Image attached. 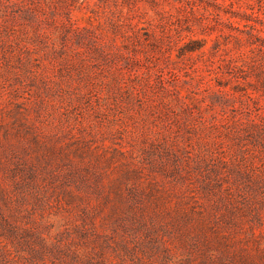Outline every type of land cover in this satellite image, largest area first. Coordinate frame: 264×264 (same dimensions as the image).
Returning <instances> with one entry per match:
<instances>
[{
	"label": "rangeland",
	"instance_id": "1",
	"mask_svg": "<svg viewBox=\"0 0 264 264\" xmlns=\"http://www.w3.org/2000/svg\"><path fill=\"white\" fill-rule=\"evenodd\" d=\"M0 264H264V0H0Z\"/></svg>",
	"mask_w": 264,
	"mask_h": 264
}]
</instances>
